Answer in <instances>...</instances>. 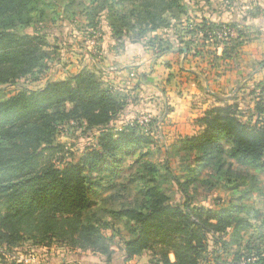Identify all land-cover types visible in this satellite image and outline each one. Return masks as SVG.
Masks as SVG:
<instances>
[{
    "label": "trees",
    "instance_id": "1",
    "mask_svg": "<svg viewBox=\"0 0 264 264\" xmlns=\"http://www.w3.org/2000/svg\"><path fill=\"white\" fill-rule=\"evenodd\" d=\"M55 1L0 0V264H13L1 261L4 251L26 244L60 245L110 260L112 243L122 245L126 262L149 253L147 264H264V228L248 234L252 225L242 216L247 195L214 198L213 206H205L186 190L194 179L181 181L168 160L162 172L148 152L133 157L153 136L137 119L117 129L128 98L98 69L82 67L41 89L5 93L4 86H17L44 67V36L16 31L42 22ZM76 5L88 6L82 0ZM98 11H107L114 41L141 42L154 55L174 49L200 53L207 45L222 46V56L231 57L246 32L240 23L182 24L189 12L184 0H105ZM174 22L182 26L181 35L157 37ZM226 24L237 27V35L220 40L214 33ZM207 54L215 58L214 51ZM244 92L240 100L207 109L196 120L197 134L168 143L176 159L193 155L189 174L209 167L231 190L244 187L242 194L256 190L258 179L250 171L264 173V80ZM71 121L95 143L65 162L66 155L56 157L63 146L56 134ZM168 181L180 189L182 201L164 192Z\"/></svg>",
    "mask_w": 264,
    "mask_h": 264
},
{
    "label": "rangeland",
    "instance_id": "2",
    "mask_svg": "<svg viewBox=\"0 0 264 264\" xmlns=\"http://www.w3.org/2000/svg\"><path fill=\"white\" fill-rule=\"evenodd\" d=\"M69 1L70 0H56L53 6L45 12V17L42 22L36 23L33 26L17 28L16 32L18 35H29L32 37L35 35L44 36L46 41V45L42 46V50L45 53L43 60L44 67L34 71L32 74L20 78L17 82V86H4L3 89L5 93L12 94L20 87H27L33 90L41 89L46 82L65 80L67 77L75 74L82 65L83 67L96 68L104 79L108 78V68L111 63L106 52L110 49L116 52L122 50V42L115 41L114 44L110 42V32L106 19L107 11H98L100 3H103L105 0H82L88 4L87 8L76 5L78 0H72L68 5ZM203 1L204 2H202V0H184L189 6V12L192 16L195 15V11H200L205 5L212 7L220 4L224 6V8L228 6L238 8V6L243 7L249 3L253 6L255 5L254 7L259 5L258 3L264 4L262 0ZM95 13L96 15L91 18L90 15ZM260 15L262 16L263 13L260 9H257L256 16ZM184 20L185 18L182 17V24L185 23L186 20ZM181 27L182 26H180L178 22H174L172 28L157 31L155 33H157L158 38H163V40H165L168 36L175 37V35H181L183 32ZM263 32L264 31H260L256 28L250 32L246 31L245 35H248V39L255 40L259 38ZM116 91L123 94L121 91ZM125 95H127L128 103L125 105L123 112L127 105H133L137 100L132 94L128 95L126 93ZM120 116L114 123L117 128L135 119L138 120L140 117L130 116L129 118H121ZM143 130L151 131L150 134L153 136V142L149 145L142 146L133 157H136L139 153L148 152V158L155 162L162 172L165 171L166 161L168 160L169 163L167 165L175 175L180 177L181 181L194 179L193 183H187L186 190L190 196L194 197L197 202L202 205L213 206L214 198L227 201L230 199L235 200L239 195H247L242 199V203L245 204V211L242 216L247 217L251 222L252 226L248 234L251 233L252 230L261 231V229L264 228V173H258L257 171L249 172L251 175H256L258 179L256 190L253 192L242 194L243 192L241 191L244 190V187H240L238 190L233 191L229 185L219 182L213 170L209 167L200 170L197 174L191 171V174H189L188 168L196 165L193 163L195 158L188 153L180 154V159L170 156L169 152L171 148L168 147V143L171 142V140H165V133L162 127L155 125L150 128V126H145ZM56 141L63 145L62 151L58 152L56 157L66 155L64 157L65 162L74 160L86 146L95 143V139L89 136L87 129L81 125H77L73 121L59 126V132L56 134ZM129 164L128 160L124 161L125 168H127ZM125 171L127 170L125 169ZM163 190L172 201H182L183 194L174 182L168 181L163 186ZM121 232L123 236L126 235L124 231ZM111 248L114 254L122 250V245L112 243ZM4 252L5 254L1 261H6V263L13 262V264H76V256H79L81 259L89 255L95 257L101 256L97 253L92 255L93 252L91 251L85 253L81 250L54 244L51 246H34L32 244H26L11 248ZM148 258L149 253H144L136 258L134 263L147 264ZM103 260L106 261V257H104ZM91 261L94 264H100V261L97 259H92ZM79 264L86 263L79 261Z\"/></svg>",
    "mask_w": 264,
    "mask_h": 264
},
{
    "label": "crops",
    "instance_id": "3",
    "mask_svg": "<svg viewBox=\"0 0 264 264\" xmlns=\"http://www.w3.org/2000/svg\"><path fill=\"white\" fill-rule=\"evenodd\" d=\"M258 4L254 7L249 3L238 8L201 5L194 16L188 12L182 17L188 22L199 23L201 19L214 23L232 22L240 23L247 32L256 28L264 31V4ZM257 9L262 11V16H256ZM247 36L242 38L238 52L231 57L222 56V46L206 45L202 52L192 49L187 55L177 49L154 55L141 42L121 41L122 50L106 52L111 63L106 80L115 90L124 95L132 94L137 100L127 105L120 117L149 115L156 120V126L163 128L166 141L197 134L201 127L196 120L207 109L240 100L247 87L264 80V32L255 40ZM109 37L114 44L110 34ZM207 50L214 51L215 58L207 54ZM104 257L89 255L81 259L76 256V264L79 261L94 264L92 259L99 260L100 264H136L139 256L126 262L122 249L110 260L105 261Z\"/></svg>",
    "mask_w": 264,
    "mask_h": 264
},
{
    "label": "built area",
    "instance_id": "4",
    "mask_svg": "<svg viewBox=\"0 0 264 264\" xmlns=\"http://www.w3.org/2000/svg\"><path fill=\"white\" fill-rule=\"evenodd\" d=\"M216 37L220 40H229L232 37H235L237 35V27L230 26L228 24L222 25V27L217 30L215 33ZM151 117L149 115H141L137 122L141 124L143 127L148 126L151 122ZM127 124L132 125L133 121L128 122ZM117 129H120L118 127Z\"/></svg>",
    "mask_w": 264,
    "mask_h": 264
}]
</instances>
